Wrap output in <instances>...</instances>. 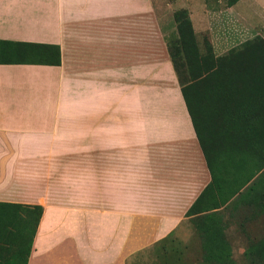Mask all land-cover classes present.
Wrapping results in <instances>:
<instances>
[{
    "label": "crops",
    "instance_id": "0c3cea01",
    "mask_svg": "<svg viewBox=\"0 0 264 264\" xmlns=\"http://www.w3.org/2000/svg\"><path fill=\"white\" fill-rule=\"evenodd\" d=\"M216 2L192 0V25L203 15L213 39V20L223 34L232 15L238 37H264V0ZM165 7L0 0V40L60 56L0 63V203L42 207L27 264H129L200 215L186 212L211 176L167 51Z\"/></svg>",
    "mask_w": 264,
    "mask_h": 264
},
{
    "label": "trees",
    "instance_id": "16d2710c",
    "mask_svg": "<svg viewBox=\"0 0 264 264\" xmlns=\"http://www.w3.org/2000/svg\"><path fill=\"white\" fill-rule=\"evenodd\" d=\"M174 19L176 33L166 47L211 176L186 215L200 214L193 220L204 260L232 264L230 217L264 216V37L212 60L200 54L188 12L176 11ZM0 63L58 65L59 48L0 40ZM0 205V264H27L42 207ZM245 238L244 255L251 264H264V235L247 232Z\"/></svg>",
    "mask_w": 264,
    "mask_h": 264
},
{
    "label": "rangeland",
    "instance_id": "374dc122",
    "mask_svg": "<svg viewBox=\"0 0 264 264\" xmlns=\"http://www.w3.org/2000/svg\"><path fill=\"white\" fill-rule=\"evenodd\" d=\"M164 1L166 7L162 11L161 17L165 19L164 27L167 40L175 36L176 33V22L174 19L176 11L185 9L189 17L190 13L195 15L197 12L193 11V9L191 10L192 0ZM216 1L218 2L219 0ZM220 1L223 2L224 8H227L228 0ZM197 15L192 17L195 22V26L192 25V27L197 32L195 34L197 46L201 55L210 56L212 60L214 56L224 55L230 49L239 47L245 41L243 39L252 37L247 35V33L238 37L234 21H232V15L223 14V19L220 21L224 24H221V28L224 29L223 34L218 33V22L213 20V32L217 38L213 37L212 39L211 30L205 28L204 20L201 21L203 15L201 19L197 18ZM225 216H227V211L225 212ZM261 224L262 227L256 223L246 226L232 223L226 229V235L232 246V264H251L250 260L243 253L249 243L248 239L242 235V231L248 229L251 238L260 237L264 235V220ZM129 264H208V262L203 257L202 238L200 237L199 229L193 218H189L185 219L182 225L166 239L136 254Z\"/></svg>",
    "mask_w": 264,
    "mask_h": 264
}]
</instances>
